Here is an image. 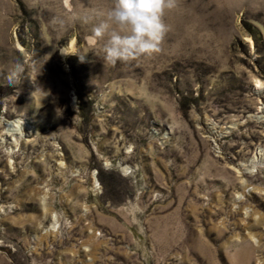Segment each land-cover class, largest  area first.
<instances>
[{
	"label": "rangeland",
	"instance_id": "374dc122",
	"mask_svg": "<svg viewBox=\"0 0 264 264\" xmlns=\"http://www.w3.org/2000/svg\"><path fill=\"white\" fill-rule=\"evenodd\" d=\"M113 3L0 0V264H264V0L110 62Z\"/></svg>",
	"mask_w": 264,
	"mask_h": 264
},
{
	"label": "clouds",
	"instance_id": "9594fccd",
	"mask_svg": "<svg viewBox=\"0 0 264 264\" xmlns=\"http://www.w3.org/2000/svg\"><path fill=\"white\" fill-rule=\"evenodd\" d=\"M170 7L168 0H114L103 18L91 27L95 36H107L105 59L110 62L128 61L158 51L159 42L167 30L163 12ZM93 18L90 13L79 17L84 24Z\"/></svg>",
	"mask_w": 264,
	"mask_h": 264
},
{
	"label": "bare ground",
	"instance_id": "6f19581e",
	"mask_svg": "<svg viewBox=\"0 0 264 264\" xmlns=\"http://www.w3.org/2000/svg\"><path fill=\"white\" fill-rule=\"evenodd\" d=\"M14 125H17L15 122H13Z\"/></svg>",
	"mask_w": 264,
	"mask_h": 264
}]
</instances>
